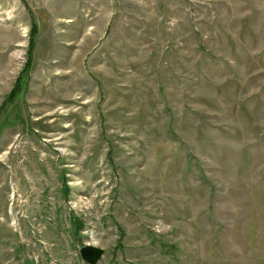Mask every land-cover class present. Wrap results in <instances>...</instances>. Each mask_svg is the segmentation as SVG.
<instances>
[{
    "label": "rangeland",
    "instance_id": "1",
    "mask_svg": "<svg viewBox=\"0 0 264 264\" xmlns=\"http://www.w3.org/2000/svg\"><path fill=\"white\" fill-rule=\"evenodd\" d=\"M86 246L264 264V0H0V264Z\"/></svg>",
    "mask_w": 264,
    "mask_h": 264
},
{
    "label": "water",
    "instance_id": "2",
    "mask_svg": "<svg viewBox=\"0 0 264 264\" xmlns=\"http://www.w3.org/2000/svg\"><path fill=\"white\" fill-rule=\"evenodd\" d=\"M103 254L104 252L101 249H97L90 246L83 247L80 250L81 257L88 264H97L101 260Z\"/></svg>",
    "mask_w": 264,
    "mask_h": 264
},
{
    "label": "trees",
    "instance_id": "3",
    "mask_svg": "<svg viewBox=\"0 0 264 264\" xmlns=\"http://www.w3.org/2000/svg\"><path fill=\"white\" fill-rule=\"evenodd\" d=\"M15 96H14V93L11 94L10 96V99H13Z\"/></svg>",
    "mask_w": 264,
    "mask_h": 264
}]
</instances>
